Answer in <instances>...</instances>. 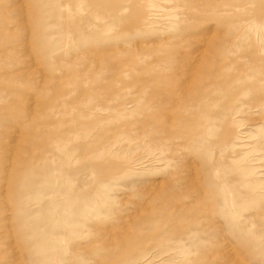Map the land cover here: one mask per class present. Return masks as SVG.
Here are the masks:
<instances>
[{
    "label": "rangeland",
    "instance_id": "rangeland-1",
    "mask_svg": "<svg viewBox=\"0 0 264 264\" xmlns=\"http://www.w3.org/2000/svg\"><path fill=\"white\" fill-rule=\"evenodd\" d=\"M0 264H264V0H0Z\"/></svg>",
    "mask_w": 264,
    "mask_h": 264
}]
</instances>
